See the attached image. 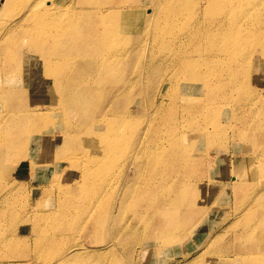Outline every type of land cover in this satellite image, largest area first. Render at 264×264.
Returning <instances> with one entry per match:
<instances>
[{
  "label": "bare ground",
  "instance_id": "1",
  "mask_svg": "<svg viewBox=\"0 0 264 264\" xmlns=\"http://www.w3.org/2000/svg\"><path fill=\"white\" fill-rule=\"evenodd\" d=\"M260 73L264 0H2L0 99L20 97L22 104L8 102L0 110V173L14 160L9 167L17 174L0 185V264H30L18 248L34 236L42 241L39 264L84 258L98 264L109 257L107 264H124L113 253V240L129 246L122 254L138 252L137 264H152L150 257L169 247L182 248L173 264H264ZM38 77L44 78L38 86L48 84L55 96L47 109L27 110L29 100L22 96H34ZM36 136H44L46 146L37 145ZM71 155L77 163L65 169ZM120 166L127 175L118 174ZM21 178L42 185L29 190ZM215 182L220 186L209 194ZM21 186L36 203L32 211L54 195L53 213L17 219L13 193ZM209 199L217 213L223 209L218 202L237 208L228 213L224 207L222 226L208 230L189 257L183 248L206 220L202 210ZM86 205L96 208L91 222L82 212ZM122 208L141 219L112 224L105 247L76 243L58 251L72 225L75 233L100 229ZM75 213L79 220L69 228ZM138 225L151 235L132 253L133 243L143 240ZM215 238L222 247L231 240L228 259L212 256Z\"/></svg>",
  "mask_w": 264,
  "mask_h": 264
},
{
  "label": "rangeland",
  "instance_id": "2",
  "mask_svg": "<svg viewBox=\"0 0 264 264\" xmlns=\"http://www.w3.org/2000/svg\"><path fill=\"white\" fill-rule=\"evenodd\" d=\"M2 0H0V2H1ZM155 53H157L158 55H162L163 54V51H154ZM25 70H28L29 72L30 71H32V73H37V71H36V69H34V68H28V69H25ZM34 71V72H33ZM27 72V71H26ZM25 72V73H26ZM157 72V71H156ZM261 74V76H260V81H262L263 79H264V74L263 73H260ZM15 80H14V79ZM13 78H11V81L13 80L14 82L17 80L16 79V77H13ZM39 78V77H38ZM42 78L43 77H40L39 79H36V78H34L33 79V81H34V83H33V85H31V91H33V94H32V98H31V96H30V93L29 92H26L25 94H23V93H21V94H23L24 96H22V97H25V99H26V101H27V99L29 100V102H28V109L27 110H35V108H34V106H36V105H38V107H36V108H45V109H47V106H49V105H47V104H50V102L52 101V99H53V97L55 96V95H53V93H51V92H49V85L48 84H45V86H44V84H40L41 85V88H40V86H38L39 84V81L40 80H42ZM44 79V78H43ZM260 85V84H259ZM262 85V84H261ZM26 86H28V85H25L24 84V86H21V91H24L25 90V88H26ZM8 87H12V88H16L17 86H15V85H12V83H9L8 84ZM49 87V88H48ZM48 92V93H47ZM146 92H147V94L149 95V96H151V95H154V93H155V90H154V88L153 89H150V88H148L147 90H146ZM158 97V96H157ZM157 97L155 98V99H157ZM10 100V101H9ZM14 100V101H13ZM17 100L19 101V102H22V100H21V98L19 97L18 99L17 98H15V99H11V98H5V100H3V99H0V101H1V103H0V110L2 109V106L3 105H7V103L9 102V103H13L14 105H15V107H20V105L22 104H20L19 102H17ZM21 100V101H20ZM6 101V102H5ZM17 102V103H16ZM19 105V106H18ZM50 107V106H49ZM15 109H17V108H15ZM19 109V108H18ZM91 120L90 119H87V123H89ZM52 122V121H51ZM53 124V123H52ZM52 124L50 125V124H48L47 126H48V129L52 126ZM54 129H57L56 127H54V128H52V129H50V130H54ZM49 130V131H50ZM50 132H52V131H50ZM35 140L36 141H38V144L37 145H40V146H43V145H45V143H47V139L44 137V136H36L35 137ZM188 140V139H187ZM187 140H186V142H187ZM186 145H187V143H186ZM236 145V142L234 143V145H232V147H227V146H229V145H226L225 146V151H227V150H232L233 149V147ZM239 145V144H238ZM240 145H241V143H240ZM46 146V145H45ZM35 146H31V148H34ZM230 148V149H229ZM69 158H71L70 160H68V162H67V165H66V167H65V169H67V168H69V170H71V169H73L72 167H74L75 166V164L77 163V160H78V158H77V156L76 155H71ZM15 161L14 160H12V161H10V162H7V167L6 168H4L1 172L2 173H0V185H1V183L2 184H7V183H12V182H10V178H8L7 179V176H8V174H10V173H12V174H16L15 173V170L13 169L12 170V168H10L9 166L12 164L13 165V163H14ZM220 163H221V161H220ZM123 166V165H122ZM122 166H120V169H119V171H121V172H119L118 171V174H122V176H125V175H127L126 174V171L128 170V169H125V168H122ZM7 168H9V169H7ZM5 169H7V170H5ZM80 172V171H79ZM128 172H129V170H128ZM210 175L212 174V172H210V170H209V172H208ZM17 175V174H16ZM79 175H80V173L78 174V171H76L75 173H74V177H79ZM22 177H24V176H22ZM30 177H31V175H30ZM114 177V176H113ZM116 178V177H115ZM4 180V181H3ZM21 180H24L23 178H21ZM24 181H27V186L29 187V190H35L36 188V186L35 185H38V183L40 182L41 183V185H42V182L41 181H36L35 179H33V180H31L30 182H29V180H24ZM48 182V181H47ZM118 185V184H117ZM116 185V186H117ZM220 186V184H219V182H215V184L212 186V187H210V191H209V194L211 193L212 195H214L215 193H216V191H217V189H218V187ZM119 187V185L117 186V188ZM20 188H22V189H16L17 191H15L14 193H13V196L15 197V198H17V200H18V202H17V205H15V207L13 208L14 210H13V213L15 214V216H16V218L17 219H21L22 217L24 218L25 216H31V218L32 217H34V216H36V215H38V214H40V215H48V214H51V213H53V211L55 210V207H57V203H56V199H55V196L54 195H52V196H50V197H48V198H46V199H44V201H43V203H41L40 204V206H39V208H38V210L39 211H32V209L36 206V203H34L35 201L34 200H30V198H27L28 197V195H26L27 194V190L26 189H24V186H21ZM21 191V192H19V191ZM113 192V194L115 193V189L114 188H112V191L110 192V194ZM19 193L21 194V195H19ZM234 193V191H233V188L232 189H230V191L228 192V194H229V196H232V194ZM16 194H18V196L16 195ZM22 194H23V196H22ZM98 194V191H97V193L95 194V195H97ZM17 196V197H16ZM22 196V197H21ZM48 200H52V202H54L53 204H49L47 201ZM223 200V198L221 199V201ZM30 202V203H29ZM210 202H211V199H209L208 201H207V203H206V208L204 209V210H202V211H204L205 212V216H206V220H204V221H201V222H199V224H198V226L197 227H195V229L193 230V232H192V234H191V237H190V239H189V241L187 242V244H186V246L183 248L184 249V251L186 252H189V257L192 255V254H194L195 252H198L201 248H200V246L203 244V243H205V240H206V234H207V232H208V230H209V232H213V231H215V229H217L219 226L221 227L222 225L221 224H223V220H225V219H223L224 217H225V215H226V212L228 211V213H232V212H234L235 210H236V208H237V206H236V203L235 202H233L232 204L229 202V205L230 206H228V205H225V204H223L222 202H218L217 204H216V206L218 207V208H223L221 211H218V213L217 212H214L213 211V208L212 207H208V205L210 204ZM22 203V204H21ZM220 203H222L223 205L221 206L220 205ZM221 206V207H220ZM226 206H228L226 209H227V211H225L224 210V207H226ZM90 207L92 208V209H90ZM32 208V209H31ZM30 209H31V211H30ZM52 209H54V210H52ZM89 209V210H88ZM94 210V211H93ZM96 208L94 209L93 208V206H90V205H86L83 209H82V212H84V213H86V215H88L89 217H90V222L92 221V217H93V215L96 213ZM90 211V212H89ZM225 211V212H224ZM208 214H210L209 215V217H208ZM139 219H141V217H136V215L132 212V211H130V209H128V208H122V209H120V210H116V212H114V215H113V218H112V221H105L104 222V224H105V226L104 227H102V224L99 226L100 227V229L99 228H97V225H95V227H93V226H91V227H88V229H85L84 231H82V232H80V233H75L74 231H75V229H73L74 227H73V225L72 224H75L76 222H78V220H79V215H77L76 213L73 215V217L70 219V221H71V224H69V228H70V225H72V227L70 228V230L68 229V231H67V234L69 235H66V236H68V237H65V243H64V245H62L61 246V248L58 250L59 252H61V250L62 251H64V250H66V249H68V248H66V246H68L69 248L70 247H72V246H74V244L76 245V243H77V245H81V243H83L84 245H86L87 247H88V249H90V248H100V247H105L106 246V244L105 243H107L108 241H107V235L105 234V233H107V230H108V233L107 234H109V232H110V228H111V225L112 224H115V223H117V222H120L121 224L120 225H125L126 223H128L129 224V222H131L132 224L133 223H137L138 222V220ZM95 220H96V215H95ZM216 220V221H215ZM34 221H36V220H34ZM208 225V226H207ZM32 226V225H31ZM140 225H138V227H137V229L138 230H141L140 229V227H139ZM91 229V230H90ZM198 229V230H197ZM74 230V231H73ZM93 230V231H92ZM135 230V232H137V233H139L138 232V230L136 231V228L134 229ZM93 233H92V232ZM141 231H143V230H141ZM149 231V230H148ZM151 231H155V230H151ZM195 231V232H194ZM223 232H225L226 233V231L224 230ZM228 232H230L229 230L227 231V235H228ZM235 232H238V230H236ZM100 233V234H99ZM137 233H135V234H137ZM206 233V234H205ZM72 234V236H71V239H70V235ZM93 234V235H92ZM140 234V233H139ZM139 234H137L138 235V237H139V239L140 238H143V240L141 241V243H139V242H134L133 243V245H132V247H131V251L133 250H136V251H140L141 249H140V247L142 246V245H144L145 243V241L147 242L148 241V239L150 238V233L149 234H147V233H145L144 231H143V233L141 232V234L143 235H141V236H139ZM195 234V235H194ZM103 235V238L101 237ZM113 235V234H112ZM153 235V234H152ZM226 235V236H227ZM94 236V237H93ZM146 236V237H145ZM92 237V238H91ZM113 237V236H112ZM145 237V238H144ZM16 238V237H15ZM36 238V239H35ZM104 238H105V242L103 243L102 242V240L104 241ZM223 238H225V237H222V238H220V239H223ZM229 238H231V237H229ZM94 239V240H93ZM39 239H37V237L36 236H34V239H30L29 240V243H27V244H29V245H27V244H24L25 245V247H24V245L21 247H19L18 249H19V252H20V250H21V258H22V255L24 254V256H27V259L28 258H31L32 259V261L30 262V264H39V261H38V259H42V258H39V254H38V252H37V244L38 243H40V242H42V241H38ZM91 240H93L92 242H91ZM98 240H101V241H98ZM152 240H154V239H152ZM114 241V243H115V246H116V248H114L113 249V253H115V252H118L117 254H118V256H119V258H120V260H121V262L122 263H124V264H126L125 263V258H123V256L125 255H127V254H125V253H123L122 254V252H126L127 250H126V248L127 247H129V246H127V245H125V242H121V243H117V241H115V240H113ZM95 242V243H94ZM120 242V241H119ZM152 242V241H151ZM80 243V244H79ZM94 243V244H93ZM104 245H103V244ZM122 243L124 244V245H122ZM137 243V244H136ZM138 243H139V245H138ZM230 243H231V240L230 241H228L226 244H225V247H222V243H220L219 241H218V239L217 238H215L214 239V247H215V249H213V255L212 256H216L218 259H220V260H223L224 258H229L231 255V252H230ZM93 244V245H92ZM117 244V245H116ZM119 244H121V245H119ZM140 244H141V246H140ZM27 245V246H26ZM76 245V246H77ZM89 245V246H88ZM101 245V246H100ZM149 246V248L150 249H156L155 248V245H153V244H148ZM220 245H221V249L222 250H219V248H220ZM29 246V247H28ZM64 246V247H63ZM92 246V247H91ZM125 248H124V247ZM127 246V247H126ZM152 246V247H151ZM27 247V248H26ZM118 247V248H117ZM21 248V249H20ZM24 248V249H23ZM26 248V249H25ZM92 248V249H93ZM94 249V250H97V249ZM120 248V249H119ZM165 248V247H164ZM105 249V248H104ZM118 249H119V251H118ZM125 251H124V250ZM128 249V248H127ZM180 249H182L181 247L180 248H178L177 250L175 249V247H169V248H165L162 252L160 251L159 252V254H158V251H157V253L156 254H154L153 256H152V258L150 257V259L153 261V263L152 264H173V263H171L172 261H173V259H177V262H178V259H179V261H180V259H181V257H180V255H182L181 253H180ZM132 251V253H134ZM24 252V253H23ZM239 253H240V250L238 251ZM23 253V254H22ZM130 253V252H129ZM59 254V253H58ZM112 254V253H111ZM55 255V254H54ZM63 255V254H62ZM62 255H57L58 257L57 258H60ZM20 256V255H19ZM124 256V257H125ZM132 256V257H131ZM131 256H129V255H127L126 257H128V258H126V261L127 262H129V263H127V264H130V261H131V259H132V261H131V264H137L138 262H139V259H137V256H138V252H136V253H134L133 255H131ZM63 257V256H62ZM123 258V260H122V258ZM131 257V258H130ZM49 258H55V256H50ZM23 259V258H22ZM128 259V260H127ZM130 259V260H129ZM87 259H85L84 258V260H82L81 262L79 261V262H75V261H72L70 264H73V262L75 263V264H92L91 262V260L90 261H86ZM110 260V257L109 258H104V260L103 259H101L99 262H98V264H107V262ZM84 261V262H83ZM176 262V263H177ZM29 264V263H28ZM93 264H96L95 262H93ZM148 264V263H147Z\"/></svg>",
  "mask_w": 264,
  "mask_h": 264
}]
</instances>
